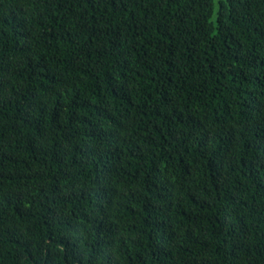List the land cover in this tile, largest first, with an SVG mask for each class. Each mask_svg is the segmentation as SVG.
Here are the masks:
<instances>
[{"label": "trees", "instance_id": "obj_1", "mask_svg": "<svg viewBox=\"0 0 264 264\" xmlns=\"http://www.w3.org/2000/svg\"><path fill=\"white\" fill-rule=\"evenodd\" d=\"M0 264H264V0H0Z\"/></svg>", "mask_w": 264, "mask_h": 264}]
</instances>
